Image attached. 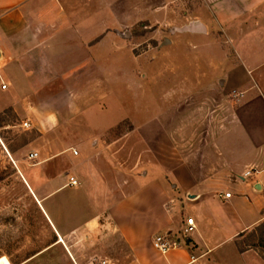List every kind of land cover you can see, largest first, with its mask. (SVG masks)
Instances as JSON below:
<instances>
[{"label": "crops", "instance_id": "crops-1", "mask_svg": "<svg viewBox=\"0 0 264 264\" xmlns=\"http://www.w3.org/2000/svg\"><path fill=\"white\" fill-rule=\"evenodd\" d=\"M179 9L189 17L184 25L204 31H171L204 57L213 49L214 91L226 97L228 118L215 116V135L201 150L175 153L179 162L165 172L170 187L149 177L118 200L80 198L88 186L81 167L100 156L91 129L116 125L126 111L122 27ZM7 112L16 122L0 118V150L69 264H114L111 249L120 261V248L131 259L117 264H264L251 244L259 232L264 239V0H0V116ZM25 122L38 136L11 150L6 130ZM187 217L194 227L179 247L153 246L155 234L181 231Z\"/></svg>", "mask_w": 264, "mask_h": 264}, {"label": "rangeland", "instance_id": "rangeland-1", "mask_svg": "<svg viewBox=\"0 0 264 264\" xmlns=\"http://www.w3.org/2000/svg\"><path fill=\"white\" fill-rule=\"evenodd\" d=\"M187 18L179 9L173 16L122 27L128 33L124 64L126 111L116 125L91 129L90 135L99 142L96 148L100 156L93 167H81L88 186L80 198L118 200L149 177L162 178L170 187L165 172L179 162L175 153L201 150L205 141L215 135V116L223 121L228 118L226 97L214 91L217 86L208 62L213 49L207 50L204 57L197 46L187 42L188 36L171 31L172 27L184 25ZM0 118L10 124L16 122L11 112ZM6 131L11 150L38 136L36 129L27 126ZM64 146L73 147L69 143ZM93 176L97 177L96 186L90 184ZM75 198L72 194L62 195L66 202ZM55 237L13 162L0 150V264H69L64 246L54 249ZM67 242L69 245L73 240ZM44 247L47 248L39 256L38 251ZM111 252L110 263L131 259L128 248L124 255L120 248V261L112 249ZM82 257L87 263H101L97 256Z\"/></svg>", "mask_w": 264, "mask_h": 264}, {"label": "built area", "instance_id": "built-area-1", "mask_svg": "<svg viewBox=\"0 0 264 264\" xmlns=\"http://www.w3.org/2000/svg\"><path fill=\"white\" fill-rule=\"evenodd\" d=\"M23 125L27 126V123L25 122ZM35 156H36V153L33 152V153H30L28 155V158H33ZM69 183L72 185H76L77 180L74 177H70ZM224 196L229 197L230 192H225ZM193 227H194L193 218L187 217L185 219V224H184L183 228L181 229V231L176 232V233L171 232V231L163 232V233H157L152 238V244L157 250H159L161 252H165L171 248L179 247L180 241L182 239H184L189 234L190 230Z\"/></svg>", "mask_w": 264, "mask_h": 264}, {"label": "water", "instance_id": "water-1", "mask_svg": "<svg viewBox=\"0 0 264 264\" xmlns=\"http://www.w3.org/2000/svg\"><path fill=\"white\" fill-rule=\"evenodd\" d=\"M176 31H192V32H203L204 31V26L200 23H190L188 25H184L178 28H175ZM122 36L127 37L128 33L127 31L122 33ZM168 42V40H166Z\"/></svg>", "mask_w": 264, "mask_h": 264}, {"label": "trees", "instance_id": "trees-1", "mask_svg": "<svg viewBox=\"0 0 264 264\" xmlns=\"http://www.w3.org/2000/svg\"><path fill=\"white\" fill-rule=\"evenodd\" d=\"M251 244L254 247H259L260 250L264 253V239L263 236L261 235V232H259V235L255 236Z\"/></svg>", "mask_w": 264, "mask_h": 264}]
</instances>
